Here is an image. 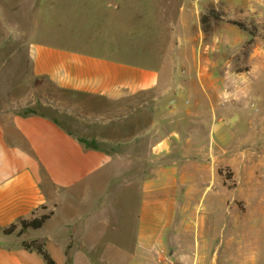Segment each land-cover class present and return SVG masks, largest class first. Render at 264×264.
<instances>
[{
    "label": "crops",
    "instance_id": "1",
    "mask_svg": "<svg viewBox=\"0 0 264 264\" xmlns=\"http://www.w3.org/2000/svg\"><path fill=\"white\" fill-rule=\"evenodd\" d=\"M115 1L0 3V51L8 42L4 34L18 32L22 38L19 46L6 48L22 49L31 73L69 92L72 108L86 112L91 125L103 120V133L93 134L98 141H118L120 147L127 144L130 152L114 154L107 148L89 146L47 113L0 109V264H47L40 253L23 245L34 240L45 242L56 264H69V259L70 264H166L167 260L233 264L231 253L222 263L212 256L217 247L222 193L227 207L233 192L250 191L247 186L256 181L255 158L233 157L230 164L222 163L226 156L207 139L221 128V123H216L220 113L212 106L207 124L208 112L202 105L191 107L173 97L174 58L163 62L164 71L157 64L137 66L138 61L130 59V48L158 45L157 17L143 35L144 15L138 14L139 35L128 40L126 5ZM209 1H220L224 10L237 18L262 20L264 16V0L258 1V7L253 0ZM206 4L194 0L188 12L183 10L179 28L189 42L193 27L200 36L205 32L201 13ZM83 10L105 27L104 43L82 47L65 35L72 23L70 12ZM102 13L107 16L102 18ZM53 25L57 34L45 40ZM171 25L174 30L176 24ZM28 33L36 35L32 38ZM175 47L172 41L173 55ZM139 57H143L141 52ZM4 60L13 65L15 53L0 54V62ZM146 94L155 102L149 110H144ZM58 111L68 116L64 110ZM175 113L183 114L174 120ZM125 117L129 120L121 119ZM146 145L149 148L143 153ZM143 162L150 163L149 168H141ZM223 166L234 168L232 179L220 173ZM231 183L238 186L232 188ZM240 200L245 201L237 197L238 206ZM45 214L51 217L39 229H28L22 235L3 231L22 219ZM254 262L250 257L241 261Z\"/></svg>",
    "mask_w": 264,
    "mask_h": 264
},
{
    "label": "rangeland",
    "instance_id": "2",
    "mask_svg": "<svg viewBox=\"0 0 264 264\" xmlns=\"http://www.w3.org/2000/svg\"><path fill=\"white\" fill-rule=\"evenodd\" d=\"M193 1L126 0L124 2L117 0L114 3L126 5L124 8L127 11L128 40L139 35L138 14L146 15L143 16V35L148 25L155 24L157 17L160 31L156 37L158 45L151 47L144 44L137 50L130 48L127 50L129 56H132L130 59L137 60L139 63L137 66L152 67L157 64L164 71L163 62H171L174 58L173 97L186 101L191 107L196 104L202 105L204 111L208 112L205 119L207 124L211 120L209 111L212 106L220 113L216 123H221V128L217 131L213 130L207 135V139L208 144L211 142L212 147L215 146L216 150L226 156L222 163L230 164V158L233 157L248 159L253 156L255 158L256 181L247 186L250 187V191L233 192L229 199L230 205L227 207L225 192L222 193L223 206L220 211L217 242H215L217 247L212 256H216L219 263H222L226 254L231 253L234 255L233 264H242L241 261L246 257L254 258V264H264V16L262 20L256 17L237 18L235 14L225 11L220 1L200 0L207 1L201 16L214 7L219 17L212 19L210 33L203 32V36H200L198 28L193 27L190 34L191 42H189L188 35L179 28V21L183 10H186L185 13L188 12V6L193 5ZM253 1L258 7V1L261 0ZM17 2L18 0L0 1L9 6ZM72 3L75 2H70ZM89 5L90 3L87 2L85 6ZM134 13L137 18H131V14ZM104 16H107V13H102L101 17ZM70 18L72 23L68 26L65 35L71 40L82 47L96 42L104 43L105 27L101 21L96 22L92 14L85 10L78 14L77 11L75 13L72 11ZM172 22L176 24L174 30ZM235 22H240L243 27ZM48 29L50 30L45 33V40L52 39L57 34L54 33V25ZM4 35L8 42L0 54L14 52L15 63L10 65L5 60L0 62V109H13L19 113H47L57 117L69 129L75 131L89 146L107 148L114 151V154L128 155L130 153L127 151L129 148L127 144L123 143L120 147L117 144L118 141L112 143L98 141L93 134L103 133L101 124L103 120H98L91 125L92 120L87 117L86 112H79L72 108V97L69 92L56 87L47 78L35 77L29 65L23 61L21 55L23 50L18 47L9 50L6 48L10 44L19 46L22 40L20 34L9 32ZM28 35L33 38L36 34L28 33ZM172 41L176 46L174 55L173 49L170 48ZM161 43L165 46L163 47ZM86 50L89 51L92 48H86ZM135 51H138L139 56L141 52L143 57L136 56ZM144 98V110L155 106L152 95L146 94ZM167 100L164 104L168 109L170 100ZM177 105L178 103L173 107ZM184 107L187 108L185 105ZM58 109L67 112L65 114L68 116L60 115ZM182 114L175 113L174 120L177 116L181 118ZM148 120L151 122L150 118ZM133 144L132 142L131 145ZM144 147L146 149H142L143 153L147 152L149 145ZM130 164L134 163L129 162ZM142 164L144 166L141 168H149L150 163ZM219 171L228 180L232 179L234 174V168L230 166H223ZM236 186L238 185L234 183L230 185L232 188ZM237 197L238 199L243 197L246 202L240 200L238 206L235 202ZM246 205L247 210L244 212ZM20 228L19 225L15 232H19ZM231 233L232 236H230ZM242 253L245 254L242 255ZM171 261L167 260L166 264Z\"/></svg>",
    "mask_w": 264,
    "mask_h": 264
},
{
    "label": "trees",
    "instance_id": "3",
    "mask_svg": "<svg viewBox=\"0 0 264 264\" xmlns=\"http://www.w3.org/2000/svg\"><path fill=\"white\" fill-rule=\"evenodd\" d=\"M215 17H219V16L217 15L214 7H212L208 13H205L201 16V22L203 24V29L205 33H210L211 21ZM235 23L243 27V25L240 22H235ZM50 217H51V214H45V215H42L41 217L33 218L31 220L22 219L18 223L12 224L10 227L6 228L4 230V233L12 234L18 229L20 225L21 228H20L19 234L22 235L28 229L36 230V229L43 227V225L46 223V221ZM23 245L28 249L36 250L38 253H40L43 256L47 264H56L55 260L53 259V257L50 255V253L46 249V245L44 241L34 240L31 242H23ZM70 263H71V259H69V264Z\"/></svg>",
    "mask_w": 264,
    "mask_h": 264
},
{
    "label": "built area",
    "instance_id": "4",
    "mask_svg": "<svg viewBox=\"0 0 264 264\" xmlns=\"http://www.w3.org/2000/svg\"><path fill=\"white\" fill-rule=\"evenodd\" d=\"M168 264H177L176 262H173V261H171V262H169Z\"/></svg>",
    "mask_w": 264,
    "mask_h": 264
}]
</instances>
